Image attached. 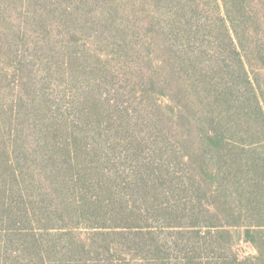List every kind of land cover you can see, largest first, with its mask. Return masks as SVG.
<instances>
[{
	"label": "trees",
	"instance_id": "1",
	"mask_svg": "<svg viewBox=\"0 0 264 264\" xmlns=\"http://www.w3.org/2000/svg\"><path fill=\"white\" fill-rule=\"evenodd\" d=\"M20 1L27 7H33L30 2H34L35 6L31 13L34 20L37 19L36 15L39 17L43 12L51 14L59 11L58 15L62 19L78 26L90 23L89 29L97 33L94 35L101 36L105 44L112 46L114 49L112 54L123 53L127 56L129 50L141 53L138 43L130 45L128 40L134 36L132 27L135 23L131 27L133 20L124 22L122 10L116 4V0L115 2L113 0ZM203 1L143 0L142 3L140 2L139 7L140 4L143 6L146 4L149 8L145 13L141 11L144 17L136 21L139 24L140 34L141 26L148 30L146 45L147 49L149 46L153 47L155 60H149L148 55L150 64L147 63L148 68L143 67L141 71L140 67L126 65L128 69H135L140 78L149 83L151 90L168 89L174 99L175 97L179 99L175 105L166 103V107L173 116L186 120L189 117L190 125L197 131L196 144L201 166L198 160L195 164L197 169H192L187 156L176 154V150L175 156L178 157L176 161L181 164L180 171L170 170L167 166L164 169L162 164L161 167L156 165L155 152H159L162 156L174 155L164 150L167 149L165 139H161V135L155 133L158 130L157 123L164 124V122L151 111H147L145 106H141L138 112L140 115L146 114L148 120L137 124L140 116L134 115V111L131 112L126 105H120L118 101L119 87L116 84H119L115 82L123 73L113 69L91 70L93 77L97 76L93 80V86L98 90V94L106 88L107 82L113 83L112 89L107 92L112 99H106L105 102L104 99H99V103L106 104L107 111L109 109L113 112L117 111L116 116L107 112V118H114L110 127L93 129L91 134L83 133L80 141L75 142V137L71 140L60 134L61 130L66 132L70 131L69 128L73 129L72 126H68L69 121L74 124L72 123L74 120L70 118L73 103L70 107L67 105L64 108L63 105L66 104H62V108H55L52 104L42 102L43 105L40 106L45 112L37 117H41V122L53 125V129L36 132L39 137L33 141L35 148L31 150L26 145L24 148H29L35 158L34 152L37 151L40 161L50 163L52 166L48 170L49 173L53 177L59 176L60 184L65 190L74 192L72 197H65L67 202L64 208L69 210L67 216L70 220L76 218L77 227L86 225L89 228L107 229L106 227L114 224L117 226L128 224V222L110 223L126 220L124 214L120 212L99 213L122 211L123 198H126L122 189L131 185L141 200L144 202L150 200L151 208L161 210L162 206L156 203L157 199L153 194L156 189L145 183L144 174L163 177L169 181L171 186L163 193L165 196V193L168 194L171 190L181 191L184 185L180 184L185 176L192 179L197 186L200 185L197 176L216 184L223 189L228 203V197L232 195L230 191L233 189L239 205L237 211L231 210L226 218L234 219L235 224L240 222L243 238L251 244L255 253L241 258L233 254L232 259L223 254L224 257L218 258L214 264H264V105L260 95L261 89L250 75L247 55L237 33L235 21L229 17L227 5L215 0L217 11L220 13L223 11L225 14L216 21L206 16ZM103 6H107V10L102 9ZM130 16L133 17L132 13ZM98 25L102 27H94ZM21 33L24 34V30L19 27L16 34L23 38L24 35ZM72 59L78 58L68 59L70 75L75 77V70L71 68ZM144 60L146 61V57ZM135 83L134 81L133 84ZM142 91L148 90L142 89ZM3 93L0 92V146L3 147L2 154L0 151V238L4 235L10 238L3 246L0 245V252L4 254L5 260L12 257V261L0 262V264H60V262L54 263L53 260H45V247L49 244L35 236L34 227L26 228L17 224L32 223L43 212H48L47 220L50 221V214L60 211H42L44 210L42 201L31 195L26 196L28 193L26 181L37 182L40 175L35 168L26 167L28 171L23 170L27 157L18 156L16 149L9 150L8 142L16 140L10 138L12 126L16 132L23 127L21 105H29L24 103V99L18 94L17 99H14L10 97L11 95L7 96L11 94L10 91L4 90ZM93 106L97 107V104ZM93 106L89 108L91 111L83 114L86 116V121L98 114V109ZM36 111L35 107L32 113ZM191 114H194L192 119ZM184 123L186 126L189 125ZM57 124H62V128L58 130ZM29 125L32 128L37 127V118L33 117L29 120ZM137 126L141 127V131ZM7 128L9 130L4 131ZM145 131H148L147 135ZM6 139L9 140L6 142ZM93 155L95 158H92ZM36 161L37 159L34 162ZM96 165L101 168L94 172ZM156 167L164 170L163 173ZM183 171L184 174L178 173ZM10 184L17 190L14 191V195ZM87 187L96 188L100 193L107 191L106 194L108 196L113 194L116 200L109 203L95 195L89 196L85 190ZM103 187L106 190H103ZM226 191H229V194H226ZM195 198L197 197L192 200L194 201ZM127 202L135 205L133 201L127 200ZM169 206L179 208V204L176 203ZM36 208L39 211H35ZM50 208L53 207L50 205ZM205 211L215 216L210 207H205ZM193 223L189 226L193 230V236H189L188 240L191 249H187L178 257V261L181 259V264H204L200 255H195L194 251L200 248L207 250L224 242L221 235L217 236L212 231L211 225H202L203 223L198 221ZM40 228L49 234L51 230L56 229L47 225ZM126 228L141 229L142 227ZM204 228L208 231L201 232L200 230ZM28 237L32 239L31 246L24 242ZM178 240L184 245L182 237ZM14 243L17 247H7L8 244ZM81 243L88 249L92 245L87 240ZM54 250L57 254L61 252L55 246ZM69 253L75 258L66 260V264L100 262L92 258L82 261L81 254L76 256L72 250ZM25 259L28 260L25 262ZM104 264H112V262Z\"/></svg>",
	"mask_w": 264,
	"mask_h": 264
},
{
	"label": "rangeland",
	"instance_id": "2",
	"mask_svg": "<svg viewBox=\"0 0 264 264\" xmlns=\"http://www.w3.org/2000/svg\"><path fill=\"white\" fill-rule=\"evenodd\" d=\"M113 1L115 2V0ZM218 1L227 5L229 17L235 21L237 33L242 40L247 55L246 60L249 62L250 75L261 89L260 95L264 105V0ZM140 2L142 3L143 0H116V4L122 10L124 22L133 20L131 27L135 23V26L132 27L134 36L130 38L133 41L128 39L129 44L138 43L141 52L129 50L126 56L123 53L112 54L114 51L112 46L105 44L104 38L101 36L96 37L94 35L97 33L89 29L90 23L78 26L73 22L62 19L58 15L59 11H54L55 13L51 14L43 12L39 17L36 15L37 19L34 20L31 15L35 6L34 2H30L33 7H27L20 0H0V92L4 94V90L10 91L11 94H7V96L11 95L10 97L14 99H17L18 94L24 99L23 102L29 105L22 104L20 107L23 127L16 132L12 126L10 138L16 140L8 142L9 150L16 149L18 156L21 158L27 157L23 170L28 171L26 167L35 168L40 175L37 182L26 181V186H28L26 196L31 195L42 201L44 207L42 211H60L56 214L51 213L50 221L47 220L48 212H43L32 223L17 224L26 228L34 227L36 229L34 231L35 236L49 244L45 247V260H53L54 263L60 262V264H66V260L70 261L68 259L75 258L73 254L69 253L70 250L76 256L81 254L82 261L86 258H92L94 261L98 259L100 262L97 264L110 262L112 264H181V259L178 261V257L183 255L187 249H191L188 240L190 239L189 236H193V230L189 226L194 224V221L203 223L202 225H211L212 231L217 236L221 235L224 239V242H220L210 249L203 250V248H200L194 251L195 255H200L204 264H214L218 258L220 259L224 255L228 256L229 259L233 258V254L239 258L253 255L255 251L251 244L244 240L243 228L239 226L241 225L240 222L235 224L234 219L226 218L231 210L237 211L239 205L237 195L233 192V189L230 191L232 195L230 198L228 197V203L223 189L216 184L197 176L200 181V185L197 186L192 179L185 176L180 184L184 185L183 189L181 191L171 190L168 194L165 193V196L163 193L168 191L171 186L169 181L163 177L159 178L144 174L145 183L156 189L153 194L156 196V203L162 206L161 210L151 208L150 200L146 202L141 200L135 194V190L131 185L122 189L126 196V198H123L122 211H100L99 213L120 212L124 214L126 220H116L110 223L128 222V224L121 226L114 224L106 227L107 229L89 228L86 225L77 227L76 218L73 217V220H70L67 216L69 210L67 211V208H64L67 202L65 197H72L74 192L65 190L60 184L59 176L53 177L49 173L48 170L52 167L50 163L40 161L37 151L34 152L36 154L35 158V155H32L29 150V148L31 150L35 148L33 141H36L39 137L36 132L53 129V125L41 122V117H37L45 112V109L40 106L43 103L52 104L55 108H62V104H66L63 105L64 108L67 105L70 107L73 103L70 118L74 120L72 122L74 124L72 125L69 121L68 126H72L76 131L69 128L70 131L61 130L60 134L71 138V140L72 137H75V142L80 141L83 133L91 134L93 129L99 130V127L108 128L111 126L110 123L114 118H107V112L116 116L117 111L113 112L111 109L107 111L106 104L99 103V99H104V102L106 99H112V96L107 92L112 89L113 83L107 82L106 88L102 89L100 94L93 86V80L97 76L93 77L91 70L103 68L105 71L113 69L123 73V75L118 76L115 82L119 84H116L119 87L117 98L120 105H126L131 112L134 111V115L140 116L137 124L148 120L146 114H139L138 108L141 106H145L147 111H151L152 114L164 122V124L157 123L158 130L155 133L160 134L161 139H165L167 149L164 150L174 153V155L164 154L162 156L159 152H155L157 166L161 167L162 164L164 169L167 166L170 170L180 171L179 165L181 164H178L176 161L178 157L175 156L177 153L187 156L192 169H197L195 164L198 160L200 166L202 165L198 157L200 153L196 144L197 131L190 125L189 117L186 120L173 116L166 107V103L169 102L175 105L179 99L177 97L174 99L168 89L151 90L149 83L141 79L135 69L126 67L127 64L133 65L134 68L140 67L141 71L143 67L148 68L147 63H149V60H155L153 47L149 46L147 49L146 45L148 30L141 26L140 34L139 24L136 21L141 20L144 17L142 12L145 13L149 8L146 4L144 6L140 4L139 7ZM202 4L206 8V16L209 19L218 21L220 16H225L223 11L221 13L217 11L215 0H204ZM102 9L107 10V6H103ZM129 12L132 13V18ZM40 13L38 12V14ZM19 27L24 30V34L21 33L24 35L23 38L16 34ZM94 27L101 28L102 26ZM130 33L132 32L130 31ZM70 57L78 58L72 59L71 63V68L75 70V77L71 76L72 74L70 75L68 65ZM142 57L144 59L146 57V61L142 60ZM134 81L135 84H133ZM142 89L148 91L143 92ZM93 104H97V107H94ZM92 106L98 109V114L93 115L91 119L86 121V116H83V114L91 111L89 108H92ZM35 107L37 111L32 113ZM193 116L194 114H191L190 118L192 119ZM33 117L37 118L36 129L29 125V120ZM47 121L49 120L47 119ZM184 122L189 125L186 126ZM173 125L175 128H173ZM62 126V124H57V129L59 130ZM137 129L141 131L140 126H137ZM8 130V128L4 129L6 132ZM142 130H144V127ZM147 132L145 131L146 135ZM139 135H142V133ZM8 140L6 139V142ZM25 145L29 148H24ZM2 149L3 147L0 146L1 154L3 153ZM158 155L160 158H157ZM92 158H95V155ZM36 159L37 161L34 162ZM19 167L21 166L19 165ZM100 168L99 165H96L94 172L99 171ZM156 169L161 173L164 171L157 167ZM72 172L74 173L73 170ZM178 173L184 174V171ZM10 186L12 187L11 184ZM12 189L14 195V191L17 190L13 187ZM85 190L89 196L95 195L97 198L104 199L109 203L116 200L113 194L108 196L107 191L100 193L98 189L89 187ZM103 190H106V188L103 187ZM226 194H229V191H226ZM194 197L197 198L193 201L192 198ZM126 199L135 202V205L128 203ZM172 203L179 204V208H171L169 205ZM50 205L53 208H50ZM205 207H210L212 214H215V216L207 213ZM68 209L71 210V208ZM35 211L39 210L36 208ZM61 211H64V213H61ZM242 212L245 214L244 211ZM242 221L245 223L244 220ZM46 225L54 226L56 229L51 230V234H49L40 228ZM103 229L104 231H102ZM200 231L206 232L208 230L204 228ZM180 237L183 238L182 244L184 245L180 244V240H178ZM9 238L10 236L6 235L0 238V245L3 246ZM83 240L92 243L89 249L83 247L81 243ZM24 242L29 246L32 245L30 237ZM54 246L61 251L59 254L55 252ZM7 247H17V245L16 243L8 244ZM11 261L12 257L5 260L4 254L0 252V262ZM80 264L90 263L81 262Z\"/></svg>",
	"mask_w": 264,
	"mask_h": 264
}]
</instances>
